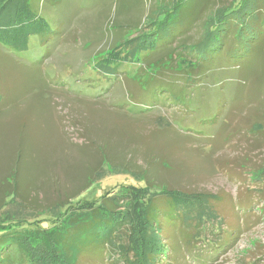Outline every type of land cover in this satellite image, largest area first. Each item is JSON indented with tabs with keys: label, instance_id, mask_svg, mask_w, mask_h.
I'll list each match as a JSON object with an SVG mask.
<instances>
[{
	"label": "rangeland",
	"instance_id": "rangeland-1",
	"mask_svg": "<svg viewBox=\"0 0 264 264\" xmlns=\"http://www.w3.org/2000/svg\"><path fill=\"white\" fill-rule=\"evenodd\" d=\"M32 1L36 14L54 19L44 38L55 42L59 23L65 37L52 50L33 36L24 49L7 47L12 55L0 49V180L20 147L19 176L36 184L39 197L53 187V177L68 182L76 175L78 180L92 157L87 153L92 145L79 140L83 132L110 151L150 157L152 169L159 171L154 177L170 188L213 195L208 204L220 221L210 220L211 231L196 241L194 252L181 246L172 264H264V175L259 181L251 177L264 167V134L250 131L255 118L246 120L264 90L261 60L246 70L245 79L235 71H220L197 80L191 63L176 55L163 67L134 53L123 59L127 49L106 61L104 53H93L105 48L98 34L117 28L119 14L126 15L128 29L148 28L147 0ZM194 31L188 34L195 40ZM185 49L191 52V45ZM179 69L184 75L174 81L172 74ZM163 72L169 79L159 78ZM161 93H170L175 104L150 97ZM107 165L111 172L105 171L78 200L116 192L123 184L143 185ZM176 225L163 223L175 239ZM106 258L102 264H121L117 255Z\"/></svg>",
	"mask_w": 264,
	"mask_h": 264
},
{
	"label": "trees",
	"instance_id": "trees-1",
	"mask_svg": "<svg viewBox=\"0 0 264 264\" xmlns=\"http://www.w3.org/2000/svg\"><path fill=\"white\" fill-rule=\"evenodd\" d=\"M147 3L144 22L150 26L128 29L130 22L124 20L126 15H116L118 29L98 34L97 39L103 40L105 48L96 49L95 56L104 53L103 59L110 61L127 49L123 59L134 53L148 64L163 67L167 59L176 55L182 63H191L194 80L220 71H235L237 77L245 79L250 66L258 67V59L264 71V0H147ZM32 4V0H0V49L9 55L12 53L7 47L24 49L29 36L36 37L49 50L64 40L62 23L55 42L44 38L43 33L49 32L46 29L54 19L44 20L35 13ZM193 29L198 33L195 40L188 34ZM185 45H191V52ZM179 70L172 74L174 81L184 75ZM168 76L171 75L163 72L159 78L165 81ZM169 95L150 97L168 105L169 101L173 103ZM254 108L246 117L247 121L251 116L256 119L250 123V131L264 134L260 130L264 127V90L260 91ZM79 140L92 145L91 154L87 152L92 157L78 173L79 179L75 180V175L66 182L55 181L53 177V187L43 192L46 195L43 198L39 197L36 184L19 176L17 163L22 151L19 148L15 164L0 180V264H102L112 254L117 255L121 264H172L169 260L172 258L175 263L181 246H185L188 254L194 252L196 241L211 231L210 220L220 221L208 204L213 195L170 188L154 177L159 171L152 169L150 157L142 158L119 148L110 151L83 132ZM108 162L114 172L129 174L143 185L123 184L116 192L78 200V195L104 177L105 171L111 172ZM252 175L253 180L259 181L264 167ZM123 189L125 192L121 193ZM10 205L15 211L8 208ZM166 221L177 223V239L166 234L163 229Z\"/></svg>",
	"mask_w": 264,
	"mask_h": 264
}]
</instances>
